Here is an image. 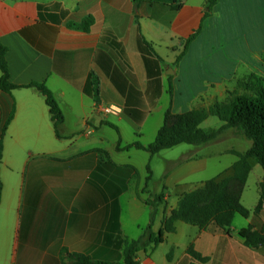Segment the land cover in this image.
<instances>
[{"label":"crops","instance_id":"1","mask_svg":"<svg viewBox=\"0 0 264 264\" xmlns=\"http://www.w3.org/2000/svg\"><path fill=\"white\" fill-rule=\"evenodd\" d=\"M205 5L206 0H144L135 9L132 0H0V43L7 49L9 81L18 86L0 91V131L14 110L2 137L0 264H71L68 254L93 264H123L125 242L137 240L151 224L153 208L143 199L164 194L150 227L154 240L180 195L207 181H190L207 168L206 159L194 155L173 160L176 166L151 189L147 169L140 171L130 157L134 148L115 151L118 141L128 145L122 143L123 122L140 130L153 113L164 120L168 109L198 110L206 120L215 116L216 104L227 110L234 97L253 98L264 90V0H217L209 12ZM88 16L93 24L87 31L69 27ZM139 37L153 49L146 60ZM92 72L99 79L98 103L90 93ZM30 84L45 86L55 97L63 114L60 139L44 97ZM102 105L121 108L115 123L98 112ZM133 108L147 110L140 125L123 112ZM158 124L155 136L160 116ZM107 129L115 132L114 141ZM228 132L243 137L234 129L223 133ZM94 149L106 151L125 177L113 179L116 170L101 164ZM232 150L223 153L235 160L213 178L230 173L237 160ZM251 165L240 198L247 218L235 215L227 230L177 221L161 243L136 252L139 264H264V244L249 247L240 236L249 226L264 234V205L253 212L264 173L255 182V200L243 202L258 164ZM189 246L206 261L191 257Z\"/></svg>","mask_w":264,"mask_h":264},{"label":"trees","instance_id":"2","mask_svg":"<svg viewBox=\"0 0 264 264\" xmlns=\"http://www.w3.org/2000/svg\"><path fill=\"white\" fill-rule=\"evenodd\" d=\"M144 0H132L135 9ZM217 0H206L205 10L209 12ZM93 24V18L88 16L82 20L80 24H70L69 27L87 31ZM199 30H196L186 40L188 43L192 40ZM139 49L146 60V55L152 53L153 49L143 39L139 37ZM7 49L0 43V91L10 93L13 89L18 88L9 81L8 66L5 60ZM91 85V95L95 103L99 102V79L92 72L89 76ZM39 92L45 100L48 107L51 121L53 123L55 135L60 136V126L63 123V114L53 94L43 85L30 84L27 86ZM130 104L132 102H129ZM124 114L134 121L136 124H142L147 110L123 109ZM214 115L223 123L221 127L212 132H205L199 128V125L205 119V115L198 110H190L179 114H173L168 109L164 114L162 126L158 129L157 134L152 143L143 146L140 142H134L122 146L118 141L115 146L116 152L127 151L131 148L147 152L150 157L159 154L163 150L171 149L180 144L202 146L216 141L222 133L227 129H234L244 138L251 142L250 148L243 152L232 150L231 153L237 157V160L230 168L228 175H221L217 178L205 181L201 187L184 192L180 195L177 207L171 211L169 216L162 220V227L158 236L151 240L150 227L153 222L156 208L162 203L164 194L150 195L143 199V202L153 208L149 226L144 230L141 237L137 240L126 241L124 245V263L123 264H139L135 259L136 252L149 244L158 245L163 241L166 233H172L175 230L177 221L197 227L198 229H206L210 225H214L220 229L227 230L231 227L235 215L243 218L249 216V211L240 203L242 191L247 181L248 175L252 169L251 161H255L264 173V90L249 98L246 96H236L232 99L229 108L223 110L220 105L214 106ZM14 110L10 113L7 121L0 131V164L2 160V137L11 121ZM91 153L95 154L100 163L107 166L110 170L115 171L113 179L118 176L125 177V171L111 163L109 155L102 149H94ZM146 185L151 180L152 173L147 165ZM134 176H138V172L133 167L127 168ZM111 185L105 186V190L109 191ZM1 182H0V199H1ZM110 192V191H109ZM142 193H145L144 191ZM103 195V194H102ZM264 205V176L259 185V201L254 209L257 214ZM240 236L244 239V243L249 247H257L264 244V234L262 231H252V227H248L240 232ZM66 250H63L65 252ZM188 254L200 263L206 261L200 254L195 252L192 246L187 249ZM71 264H93L91 258L80 254H68Z\"/></svg>","mask_w":264,"mask_h":264},{"label":"rangeland","instance_id":"3","mask_svg":"<svg viewBox=\"0 0 264 264\" xmlns=\"http://www.w3.org/2000/svg\"><path fill=\"white\" fill-rule=\"evenodd\" d=\"M159 116L160 123H162L163 116L159 115L158 113H153L140 130H133L123 122L121 124L122 143L130 144L135 141H138L143 145L152 143L155 137V129L158 127L157 124L159 122ZM117 120V118L109 116L107 121L115 123ZM222 124L223 123L217 117L211 116L206 120H203L199 125V128L205 132H209L218 129ZM107 131L109 135L108 137L114 141V138L116 137L115 132L111 129H107ZM135 133H141V137H138L135 135ZM222 137L227 138L218 139L215 142L202 146L180 144L171 149L163 150L158 155H155L149 165L153 170L151 189L160 186L162 173L165 170L172 169L176 166L178 161H173L175 159L179 158V160H184L185 158L192 157L194 155H197L198 157L201 156L202 159H206L207 168L198 176L192 177L190 179V181L193 183H200L201 181L215 177L217 174L229 167L232 161L235 160L233 155L223 153L224 150L233 149L237 151H245L251 146V142L249 140L244 137H239L236 133H223ZM131 152L132 153L130 154V157L133 163L139 167L140 171L143 173L146 172L145 165L148 163L149 154L145 151L137 149H134ZM168 161L170 162L168 163ZM258 175H263V170L259 165H256L254 172L250 175L247 189L245 190V195L243 198V202L245 204H249V202H253L255 200L254 186ZM240 218L241 217H238L239 220H242Z\"/></svg>","mask_w":264,"mask_h":264},{"label":"built area","instance_id":"4","mask_svg":"<svg viewBox=\"0 0 264 264\" xmlns=\"http://www.w3.org/2000/svg\"><path fill=\"white\" fill-rule=\"evenodd\" d=\"M98 112L103 116L117 117L121 114V108L115 105H102L98 107Z\"/></svg>","mask_w":264,"mask_h":264}]
</instances>
